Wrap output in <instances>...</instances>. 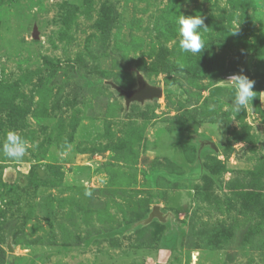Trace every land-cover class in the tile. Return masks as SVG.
Wrapping results in <instances>:
<instances>
[{"label":"rangeland","instance_id":"374dc122","mask_svg":"<svg viewBox=\"0 0 264 264\" xmlns=\"http://www.w3.org/2000/svg\"><path fill=\"white\" fill-rule=\"evenodd\" d=\"M136 74L161 96L126 104L109 83ZM9 131L27 150L0 153V264H264V0H0Z\"/></svg>","mask_w":264,"mask_h":264},{"label":"clouds","instance_id":"9594fccd","mask_svg":"<svg viewBox=\"0 0 264 264\" xmlns=\"http://www.w3.org/2000/svg\"><path fill=\"white\" fill-rule=\"evenodd\" d=\"M177 36L178 45L182 52L201 54L204 50V32L207 31L208 26L205 25L204 19L201 15L190 14L186 15L179 12L177 19ZM239 23L231 34H237ZM203 29V32L201 31ZM183 67V65H181ZM227 87L232 92V108L231 111L239 114L244 111L256 96L254 91L255 81L250 79L243 71L235 73L226 80ZM27 150L26 141L14 131H9L2 144H0V153L3 156L20 160L24 157ZM85 195H91L90 192H85Z\"/></svg>","mask_w":264,"mask_h":264},{"label":"water","instance_id":"95a60500","mask_svg":"<svg viewBox=\"0 0 264 264\" xmlns=\"http://www.w3.org/2000/svg\"><path fill=\"white\" fill-rule=\"evenodd\" d=\"M136 81H137V87L132 90H124L120 88L119 86L115 85L114 83H109L110 86L115 89L120 96L123 97L126 104H129L132 101H143L146 99H153L158 98L162 94V89L159 86H152L148 84L140 74H136ZM156 209H153L149 216L148 220L159 216L158 211L155 212Z\"/></svg>","mask_w":264,"mask_h":264}]
</instances>
